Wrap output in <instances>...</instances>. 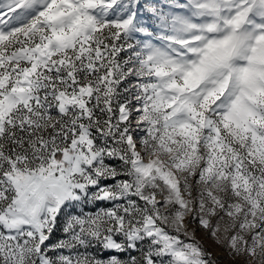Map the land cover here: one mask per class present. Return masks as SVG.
<instances>
[{"label": "snow or ice", "instance_id": "snow-or-ice-1", "mask_svg": "<svg viewBox=\"0 0 264 264\" xmlns=\"http://www.w3.org/2000/svg\"><path fill=\"white\" fill-rule=\"evenodd\" d=\"M0 264H264V0H0Z\"/></svg>", "mask_w": 264, "mask_h": 264}, {"label": "rangeland", "instance_id": "rangeland-1", "mask_svg": "<svg viewBox=\"0 0 264 264\" xmlns=\"http://www.w3.org/2000/svg\"><path fill=\"white\" fill-rule=\"evenodd\" d=\"M200 239H201L202 243H204L205 246H206L210 251H214V252H216V249H215V247H214V245H213V243H212L211 240L207 239V238L204 237L203 235L200 236ZM216 254L219 255L218 252H217Z\"/></svg>", "mask_w": 264, "mask_h": 264}]
</instances>
